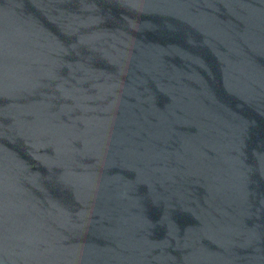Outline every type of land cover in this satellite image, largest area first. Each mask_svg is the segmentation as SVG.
I'll return each mask as SVG.
<instances>
[{
    "label": "water",
    "instance_id": "95a60500",
    "mask_svg": "<svg viewBox=\"0 0 264 264\" xmlns=\"http://www.w3.org/2000/svg\"><path fill=\"white\" fill-rule=\"evenodd\" d=\"M0 264H264V0H0Z\"/></svg>",
    "mask_w": 264,
    "mask_h": 264
}]
</instances>
